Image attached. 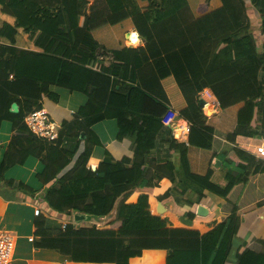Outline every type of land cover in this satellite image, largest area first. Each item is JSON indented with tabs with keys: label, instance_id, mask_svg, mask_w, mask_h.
<instances>
[{
	"label": "trees",
	"instance_id": "16d2710c",
	"mask_svg": "<svg viewBox=\"0 0 264 264\" xmlns=\"http://www.w3.org/2000/svg\"><path fill=\"white\" fill-rule=\"evenodd\" d=\"M247 2L260 16L264 38V0H0L1 13L15 20L0 26V40L10 43L0 44V127L9 122L13 133L0 161V196L14 201L22 194L43 204L52 217L71 219L63 228L44 214L36 216L35 249L84 264H130L146 250L166 251V264H227L234 252L236 264H264V253L252 245L235 248L247 216L264 207L263 199L256 201L262 193L253 191V179L264 174V160L235 143L242 127L255 121V100L264 96V42L258 50ZM118 26L111 44L96 36ZM131 28L143 47L127 46ZM19 29L39 51L16 47ZM166 41L175 44L168 47ZM53 88L83 93L88 102L62 123L59 140L51 144L35 136L25 119L42 109L44 99L59 101ZM207 88L221 110L240 106L232 133L221 132L214 124L220 118H208L199 106ZM14 103L18 114L11 113ZM170 112L191 124L187 146L174 140L163 122ZM106 120L117 121L118 141L132 140L133 163L106 153L93 170L92 152L102 145L93 127ZM67 140L76 146L66 148ZM164 145L168 150H162ZM219 149L222 154L216 155ZM154 151L178 154V166L168 159L147 168ZM215 157L226 164L224 185L213 170ZM30 158L43 166L36 176L39 188L5 178ZM176 175L185 190L224 199L220 209L227 218L202 234L171 228L167 219L153 215L150 194L163 178L175 181ZM134 195L136 201L129 202ZM114 211L106 229L72 222L77 213L100 220Z\"/></svg>",
	"mask_w": 264,
	"mask_h": 264
},
{
	"label": "crops",
	"instance_id": "0c3cea01",
	"mask_svg": "<svg viewBox=\"0 0 264 264\" xmlns=\"http://www.w3.org/2000/svg\"><path fill=\"white\" fill-rule=\"evenodd\" d=\"M247 15L253 29V34L257 42L258 50L261 51L264 38L260 33V16L254 8L250 10L248 9ZM4 23L14 25L15 20L9 16L2 14L0 9V26ZM129 38L131 39V41L129 40ZM125 40L127 46L131 48H139L144 46V43L141 40L139 34L133 28H131L125 34ZM0 44L9 45L10 43L6 39H1ZM16 47L24 50L39 51L37 48H35L34 44L29 40V36L25 34L22 29L18 30V35L16 37ZM172 83L169 84V87L173 86L174 83ZM52 90L59 96V101L51 102L48 101L50 99L46 98L42 102V109L48 112L51 118L60 126L62 125V122L71 121L76 112H78L81 107L85 106L88 101L87 97L83 93L70 92L62 88H53ZM255 103H258V114L255 118V121H253L252 124L246 126L245 128L242 127L244 133L247 132L248 134L242 133L238 135L236 137L235 143L237 145L236 147L240 150L258 158L255 155V149L261 145L262 139L264 137V96L257 98L255 100ZM239 107L240 106L238 105L233 106L225 111L220 109L215 115L207 117L220 118V122L214 123L215 126L218 127L221 132L225 131L232 133L237 129V112L239 110ZM171 114H174L175 117L178 116L177 113H169V115ZM211 124H213V122H211ZM1 127H3V123ZM93 130L99 137L102 145L104 143H106V145L103 147V150H99L97 149V147L94 148L92 157L89 162V167H91L92 169L97 168L99 162H101L105 158L106 153H109L115 161H120L123 158H128L131 161L130 165L133 163V153L130 148L132 140L126 139L121 142L117 140L118 124L116 120H106L104 122L98 123L93 127ZM10 133L12 137V130ZM11 137L6 144L7 146L11 140ZM225 141L226 143L228 142L231 143V145H234L228 140ZM5 143L6 142H1V145L5 146ZM75 146L76 143L74 140H67L66 148L73 149ZM167 147V145H164L162 150H168ZM232 147L233 146H231V148ZM214 148H217V145H215ZM220 149L216 152V155L218 153H221ZM82 150L83 144L81 145L80 152ZM229 150H227L228 152L226 151V154L230 153ZM80 152L78 153L77 157L79 156ZM165 153L166 155L162 154L161 151L152 152V154L147 158V168H151L155 163L159 165L165 164L167 163L168 159H171L173 164L178 166L179 155L174 152H171L172 154H168L167 152ZM227 156L225 159L226 163L229 159V157ZM29 162H31V159H29L25 164H28ZM74 164L75 161L72 162L68 168H66L63 174L69 172L73 168ZM41 165L42 164L39 160L34 159L32 161V169L28 170L27 173L17 174L16 179L23 181L22 179L25 178L24 182L26 184H29L34 188H39L41 184L38 181L36 182L34 177L43 170V166L41 167ZM225 165L226 164L224 163V160L222 161L221 157H215L213 161V170L216 174L217 182L221 185L225 184L224 178L227 172ZM40 167L41 171L38 172L40 170ZM260 185L262 186V188H260ZM253 186H256V188H254L253 190L254 193H256V191L262 193L260 198H258L256 201H259L261 199L264 200V174H260L258 175V177L253 179ZM137 196L138 195L132 196L129 199V202H135ZM3 201L4 200L0 198V226L5 219V205ZM224 203V199L211 192L205 191L200 196L193 190H185L183 185L181 184V180L177 175L175 181L170 180L168 177L163 178L159 182L158 186L153 189L149 199L151 213L155 216L167 219L169 227L195 229L202 234L209 232L217 224L222 222V220L227 218V214L220 209ZM199 206H203L208 210V214L206 216H199L197 214ZM45 214L46 213L44 212V215ZM48 217L59 223H70L71 221V219L67 216L60 218L50 216ZM115 217L116 211H114L112 216L108 218L100 219L98 221L81 223L77 226L92 227L97 225V227L100 229H106L108 228V223L111 220H114ZM31 236L33 238V233ZM259 241H264V207L247 216L244 226L240 228L238 236L235 239V248L238 249L239 247H245L249 244L252 245L253 250L258 252L262 251V253H264V247L260 244ZM166 258V251L146 250L143 252L141 257L131 259L130 264H166ZM12 261V264H84L74 263L69 257L62 256L51 250H37L33 247V244H31V247H21L20 249L15 250L14 258ZM236 262L237 257L236 253L234 252L227 264H236Z\"/></svg>",
	"mask_w": 264,
	"mask_h": 264
},
{
	"label": "rangeland",
	"instance_id": "374dc122",
	"mask_svg": "<svg viewBox=\"0 0 264 264\" xmlns=\"http://www.w3.org/2000/svg\"><path fill=\"white\" fill-rule=\"evenodd\" d=\"M156 1L160 2V0H156ZM93 3L94 2L91 1L89 3L88 8L91 7L93 5ZM198 4H199V1H197L195 4L192 3V5L195 9L197 8L196 6ZM246 4L248 7L247 12H248V9L249 10L253 9L249 2H247ZM121 27L122 26H118V27L113 28L112 30H110L111 29L110 27L103 28L102 30H100L99 32L96 33V36L98 38H100V40L107 42L108 44H111V35H113L114 32H116L117 34L120 33L119 28H121ZM121 36L122 35H120V37ZM172 44H175V43L172 41H166V46L169 47ZM85 96L87 97V95H85ZM87 99H88V97H87ZM48 101L53 102L52 100H48ZM210 112L212 113V111H210ZM76 113H78V112H76ZM211 113L207 112L206 116L207 115L209 116V114L211 115ZM102 122H104V121H102ZM11 127H12L11 123L3 122V127H1L2 131L0 128V161H2L4 158V155H5V152L7 149L6 144L11 137V133H10L12 130ZM1 142H6L5 146H2ZM105 145H106V143L97 147V149L103 150V147ZM30 159H31V162H29L28 164H24L22 166H15V167L11 168L6 173L5 178L7 180L16 179L17 174L27 173L28 170H31L33 167L32 161L34 160V158H30ZM41 167H42V165H41ZM41 167H40V170L38 172L41 171ZM34 179L36 180V182L38 181L36 176L34 177ZM22 180L24 182L25 178H23ZM0 198H2V197L0 196ZM6 198H8V196ZM2 200H4L3 202L5 205V210H4L5 219L2 222V225L0 226V230H7L14 235V237L16 238V250L20 249L21 247H31V244H33V238L31 235H32V233H34L33 231H35V227H34L35 218L34 217L36 216V210L44 211L46 213L45 215L47 217L48 216L52 217V216L49 214L48 210L43 207V204L39 205L37 202H35V200L30 199V198H26L22 194H17L14 197V201L6 200L4 198H2ZM72 222L74 223L73 220H72Z\"/></svg>",
	"mask_w": 264,
	"mask_h": 264
},
{
	"label": "built area",
	"instance_id": "2783aa9c",
	"mask_svg": "<svg viewBox=\"0 0 264 264\" xmlns=\"http://www.w3.org/2000/svg\"><path fill=\"white\" fill-rule=\"evenodd\" d=\"M131 41V39L129 38ZM204 100L205 105L202 108L204 114L207 111L217 113L220 108V103L214 93L210 89H204L199 95V101ZM173 113V112H170ZM29 130L39 139L47 143L54 144L59 140L61 126L58 125L43 109L37 110L29 114L25 119ZM163 122L169 127L172 132L174 140L180 144H189V135L191 124L174 114L167 115ZM255 155L264 160V137L259 147L255 149ZM44 214V211L36 210V216ZM67 222H63L62 226L65 228ZM16 250V238L14 235L6 230H0V264H11Z\"/></svg>",
	"mask_w": 264,
	"mask_h": 264
},
{
	"label": "water",
	"instance_id": "95a60500",
	"mask_svg": "<svg viewBox=\"0 0 264 264\" xmlns=\"http://www.w3.org/2000/svg\"><path fill=\"white\" fill-rule=\"evenodd\" d=\"M205 105V102L204 100H200L199 101V106L201 108H203ZM208 113H211L210 111H207ZM11 113L13 114H18L19 113V106L14 103L11 107ZM216 113H212L211 115L209 114V117L212 116V115H215ZM208 116V115H207ZM93 170H96V168H93ZM197 214L199 216H206L208 214V210L206 208H204L203 206H199L198 208V211H197ZM73 221L76 225H79L81 223H85V222H91V221H98L94 218H92L91 216H87V215H83V214H80V213H77L74 215L73 217Z\"/></svg>",
	"mask_w": 264,
	"mask_h": 264
},
{
	"label": "bare ground",
	"instance_id": "6f19581e",
	"mask_svg": "<svg viewBox=\"0 0 264 264\" xmlns=\"http://www.w3.org/2000/svg\"><path fill=\"white\" fill-rule=\"evenodd\" d=\"M214 113V112H213ZM212 114V113H211Z\"/></svg>",
	"mask_w": 264,
	"mask_h": 264
}]
</instances>
